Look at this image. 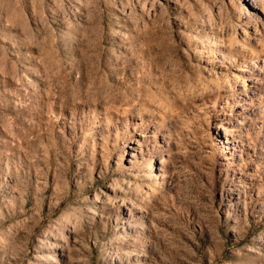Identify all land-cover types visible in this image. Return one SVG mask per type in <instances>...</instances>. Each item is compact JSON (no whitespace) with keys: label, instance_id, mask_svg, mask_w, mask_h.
I'll return each mask as SVG.
<instances>
[{"label":"rangeland","instance_id":"1","mask_svg":"<svg viewBox=\"0 0 264 264\" xmlns=\"http://www.w3.org/2000/svg\"><path fill=\"white\" fill-rule=\"evenodd\" d=\"M0 264H264V0H0Z\"/></svg>","mask_w":264,"mask_h":264},{"label":"bare ground","instance_id":"2","mask_svg":"<svg viewBox=\"0 0 264 264\" xmlns=\"http://www.w3.org/2000/svg\"><path fill=\"white\" fill-rule=\"evenodd\" d=\"M67 36V35H66Z\"/></svg>","mask_w":264,"mask_h":264}]
</instances>
